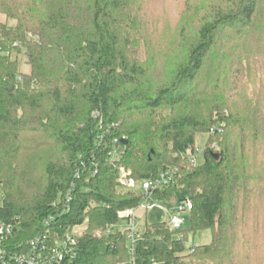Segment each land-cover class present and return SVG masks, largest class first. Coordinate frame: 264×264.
I'll use <instances>...</instances> for the list:
<instances>
[{
  "label": "trees",
  "instance_id": "16d2710c",
  "mask_svg": "<svg viewBox=\"0 0 264 264\" xmlns=\"http://www.w3.org/2000/svg\"><path fill=\"white\" fill-rule=\"evenodd\" d=\"M147 1L0 0V13L18 21L0 22V222L17 221L21 241L84 224L63 264H255L264 249V214L252 211L264 208V0L185 2L172 34L161 32L160 61L140 52ZM200 133L208 138L194 161ZM121 167L138 185L176 169L152 197L170 204L184 192L190 226L146 222L133 238L119 213L139 209L146 193L121 185ZM202 230L211 241L188 246Z\"/></svg>",
  "mask_w": 264,
  "mask_h": 264
},
{
  "label": "built area",
  "instance_id": "2783aa9c",
  "mask_svg": "<svg viewBox=\"0 0 264 264\" xmlns=\"http://www.w3.org/2000/svg\"><path fill=\"white\" fill-rule=\"evenodd\" d=\"M202 153V149L197 148L196 152L191 156L194 161L198 160V156ZM175 170H166L161 173L154 180H143L139 185L132 178H128L129 173L121 168L120 181L123 186L128 188L139 187L142 189L146 196L140 208L150 209L152 207H159L169 212V223L172 229L181 228L184 220L181 217L183 212H189L192 208V201L189 198L180 199L173 208L163 207L161 201L155 200L152 197L154 190H160L164 185L168 184ZM170 205V204H169ZM138 209H128L121 211L119 215L125 218L128 227L132 229L131 236L134 238L133 233L136 231L138 224L137 219ZM52 218L45 221V226L48 227ZM122 226V225H121ZM17 226V221L0 222V264H63L65 260H72L77 255L78 239L82 235L85 225L78 224L68 229L64 235L56 238L50 233V229L38 233L34 237L26 238L21 241L14 237ZM111 228L106 233H110Z\"/></svg>",
  "mask_w": 264,
  "mask_h": 264
},
{
  "label": "rangeland",
  "instance_id": "374dc122",
  "mask_svg": "<svg viewBox=\"0 0 264 264\" xmlns=\"http://www.w3.org/2000/svg\"><path fill=\"white\" fill-rule=\"evenodd\" d=\"M16 1V0H15ZM185 2H189V0H148L147 3H145V10L146 11V16H148V13L150 15L151 18H148L149 20H152L151 24H149L150 26H147V32L146 35L144 36L143 34V38L142 41L143 43L141 44L142 48L140 50V52H145V51H153V52H157V56H158V60H163V58L161 57L163 55L162 50L166 49L167 43L166 40H168L167 37L163 36L161 34L162 30H167V32H169V34L171 35L173 31H168L170 28H168V24L174 25L176 20L179 18L180 15V9L184 6ZM153 15V16H152ZM40 17V16H39ZM30 18H27V20L31 23ZM0 22L6 26V28H14L17 24L18 21L16 18H12L9 17V15H7L6 13H0ZM149 28H156L158 30H156L153 34H151V32L149 31ZM11 46L13 47H18L19 46V42L15 41L13 44H11ZM140 46L138 47V52H139ZM17 51V50H16ZM14 52V51H13ZM141 57L146 58V56L144 54H140ZM19 68L21 71L23 72H27L30 71V66L27 63V59L26 56L22 53L19 54ZM231 99H235L234 97ZM208 138V135L206 133H200L197 136V147L202 149L206 143V140ZM201 158L198 157V160ZM258 159L261 160V156H259L258 154ZM123 168V167H121ZM125 169L128 173L129 176L128 178H131V171ZM121 178V174L119 177V182ZM122 185V183H121ZM138 185V183H137ZM126 187V186H123ZM185 197V193L184 192H180L176 195V197L174 198V200L170 203L167 202H162L161 201V205L165 208L167 207H171V209L173 208V205H175L181 198ZM2 203V192L0 189V204ZM254 206L252 208V211L256 212L258 211V213H262L264 214V208H261L260 206H258V208H256ZM182 219L184 220V224L182 225L183 228H187L190 226L189 223V213L188 212H183L181 214ZM137 219H138V224L136 226V230L142 229L145 225L146 222L148 223H152V222H159V221H167L169 220V212H167L166 210H163L159 207H152L150 209H144V208H140L137 211ZM122 227H128V223L127 221H123L122 222ZM99 233H101L99 231ZM212 239V232L210 230H202V231H198L196 233H191L190 235V240L189 243L187 244L188 246L194 242L196 244H207L211 241ZM261 247H264V240L260 241ZM260 247V248H261ZM257 255V260L254 262L255 264H264V249L263 250H259Z\"/></svg>",
  "mask_w": 264,
  "mask_h": 264
}]
</instances>
